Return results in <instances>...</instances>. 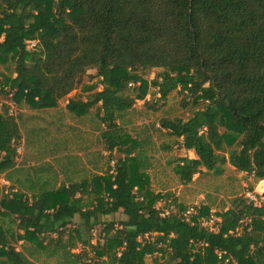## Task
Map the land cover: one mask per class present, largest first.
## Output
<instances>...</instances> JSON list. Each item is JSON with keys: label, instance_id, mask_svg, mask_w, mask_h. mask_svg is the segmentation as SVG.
Here are the masks:
<instances>
[{"label": "trees", "instance_id": "obj_1", "mask_svg": "<svg viewBox=\"0 0 264 264\" xmlns=\"http://www.w3.org/2000/svg\"><path fill=\"white\" fill-rule=\"evenodd\" d=\"M0 67L1 90L35 110L58 107L95 70L87 98H69L67 108L83 116L99 105L104 145L111 158L119 154L90 179L50 188L44 179L37 189L3 193L0 264H35L33 252L17 248L20 240L66 264H149L148 257L158 264H264V201L234 198L216 232L179 212L162 215L170 208H158L163 196L150 188L148 141L116 122L147 94L145 70L161 68L154 80L161 97L180 87L190 97L183 105L199 106L187 119L160 121L180 139L174 143L196 154L176 158L180 182L190 183L201 167L222 174L227 161L264 180V0H0ZM130 84L135 97L126 92ZM1 109L6 172L16 167L21 132L9 106ZM209 210L203 206L202 215ZM117 212L119 222L103 219ZM79 245L84 250L75 254Z\"/></svg>", "mask_w": 264, "mask_h": 264}, {"label": "rangeland", "instance_id": "obj_2", "mask_svg": "<svg viewBox=\"0 0 264 264\" xmlns=\"http://www.w3.org/2000/svg\"><path fill=\"white\" fill-rule=\"evenodd\" d=\"M29 43L32 47L36 41ZM2 70L0 67V72ZM162 72L161 68L145 70L147 94L144 99H136L133 107L124 112V117L116 120L118 124H123L131 136L148 141L147 154L151 167L147 173L150 188L163 196L157 206L181 213L187 206L198 203L220 213L231 206L234 198L246 197L251 186L259 194H263L264 190L256 189L259 183L256 178L238 171L229 161L225 163L222 174L201 167L190 183L180 182L174 171L176 158L186 155L193 158L196 154L174 143L180 139L162 128L160 121L174 117L187 119L199 106L191 103L192 101L190 105L184 106L183 101L190 100V97L180 87L171 91L167 97H161L154 80L160 79ZM94 74L95 70H89L83 83L61 99L58 107L50 109L35 110L26 104L18 106L0 86V111L4 104L8 105L10 113L18 119L21 132V138L17 142L16 167L6 172L0 171V196L12 191L13 187L28 189L34 185L37 189L44 179L49 182V188L54 184L58 186L61 182H80L84 178L90 179L93 174H103L109 165H114L113 158L119 154L111 158L104 145L102 131L106 125L101 119L99 105L90 108L83 116H77L67 108L69 98H87L90 92H86L85 88L98 80ZM134 86L129 85L126 91L131 97L137 94ZM98 89H101L100 85ZM167 145L171 146L170 149H163ZM225 154L228 155L226 152ZM9 174L11 180H8ZM110 218L119 222L124 217L121 212L103 217L104 220ZM93 234L92 243L95 244L100 238L101 227H96ZM17 248L24 249L27 253L33 252L31 256L35 264H66L57 254L50 255V250L37 249L36 245L24 243L23 240L18 242ZM83 250L84 247L79 245L73 252L80 254ZM86 250L91 257L92 249L86 247ZM147 262L158 264L151 257H148Z\"/></svg>", "mask_w": 264, "mask_h": 264}, {"label": "built area", "instance_id": "obj_3", "mask_svg": "<svg viewBox=\"0 0 264 264\" xmlns=\"http://www.w3.org/2000/svg\"><path fill=\"white\" fill-rule=\"evenodd\" d=\"M10 95L12 96L13 93H10ZM245 196L250 202H253L257 206L261 205L264 201L263 194H259L256 190H248ZM157 207L161 208L160 206H157ZM202 207L203 205L198 204V203L189 205L181 213H179V215L185 221L191 224L197 223L210 232L218 231L221 220H222L221 215L213 209H210L206 215H202ZM171 211L172 210L170 209L163 210L162 215H167ZM194 244H197V243H194ZM200 245H204V243H200ZM219 255H221V252H219Z\"/></svg>", "mask_w": 264, "mask_h": 264}, {"label": "bare ground", "instance_id": "obj_4", "mask_svg": "<svg viewBox=\"0 0 264 264\" xmlns=\"http://www.w3.org/2000/svg\"><path fill=\"white\" fill-rule=\"evenodd\" d=\"M257 189H258L259 191L264 190V180L259 181V183H258V185H257Z\"/></svg>", "mask_w": 264, "mask_h": 264}, {"label": "crops", "instance_id": "obj_5", "mask_svg": "<svg viewBox=\"0 0 264 264\" xmlns=\"http://www.w3.org/2000/svg\"><path fill=\"white\" fill-rule=\"evenodd\" d=\"M256 189H257V185H256Z\"/></svg>", "mask_w": 264, "mask_h": 264}]
</instances>
